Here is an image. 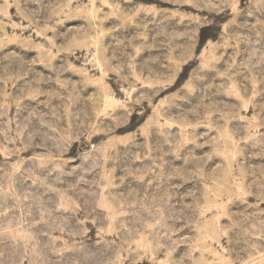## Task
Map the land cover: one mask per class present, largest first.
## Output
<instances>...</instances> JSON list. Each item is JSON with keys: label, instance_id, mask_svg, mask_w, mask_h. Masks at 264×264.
Segmentation results:
<instances>
[{"label": "rangeland", "instance_id": "rangeland-1", "mask_svg": "<svg viewBox=\"0 0 264 264\" xmlns=\"http://www.w3.org/2000/svg\"><path fill=\"white\" fill-rule=\"evenodd\" d=\"M0 264H264V0H0Z\"/></svg>", "mask_w": 264, "mask_h": 264}, {"label": "trees", "instance_id": "trees-1", "mask_svg": "<svg viewBox=\"0 0 264 264\" xmlns=\"http://www.w3.org/2000/svg\"><path fill=\"white\" fill-rule=\"evenodd\" d=\"M203 31H204V30H203V28H202V29H201V32H200V43H204L205 40L208 38V36L205 35Z\"/></svg>", "mask_w": 264, "mask_h": 264}]
</instances>
